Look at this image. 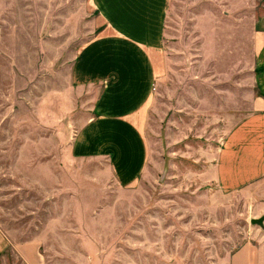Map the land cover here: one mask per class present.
<instances>
[{
	"label": "rangeland",
	"instance_id": "1",
	"mask_svg": "<svg viewBox=\"0 0 264 264\" xmlns=\"http://www.w3.org/2000/svg\"><path fill=\"white\" fill-rule=\"evenodd\" d=\"M191 2L172 0L141 125L148 160L121 188L102 162L70 156L90 111L70 82L98 30L90 1L0 0V264H26L13 245L30 239L44 264H225L264 235L250 222L264 200L219 190L211 168L251 111L256 72L210 65Z\"/></svg>",
	"mask_w": 264,
	"mask_h": 264
},
{
	"label": "crops",
	"instance_id": "2",
	"mask_svg": "<svg viewBox=\"0 0 264 264\" xmlns=\"http://www.w3.org/2000/svg\"><path fill=\"white\" fill-rule=\"evenodd\" d=\"M89 1L98 30L80 45L70 82L85 93L81 98L90 111L70 144V156L102 162L107 177L127 188L142 177L148 160L141 125L153 92L154 60L167 61L164 39L172 0ZM259 4L192 0L198 10L188 19L206 44L211 66H249L256 72L251 111L229 133L211 168L219 190L264 200V10L258 11ZM261 239L240 245L224 263L264 264V235ZM8 244L0 228V253ZM13 249L26 264H44L38 239L15 243Z\"/></svg>",
	"mask_w": 264,
	"mask_h": 264
},
{
	"label": "water",
	"instance_id": "3",
	"mask_svg": "<svg viewBox=\"0 0 264 264\" xmlns=\"http://www.w3.org/2000/svg\"><path fill=\"white\" fill-rule=\"evenodd\" d=\"M250 222L252 224L260 226L261 228H264V214L259 217L251 218Z\"/></svg>",
	"mask_w": 264,
	"mask_h": 264
}]
</instances>
